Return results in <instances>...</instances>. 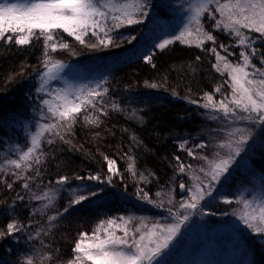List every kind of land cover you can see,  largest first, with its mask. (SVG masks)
Returning <instances> with one entry per match:
<instances>
[{
    "label": "trees",
    "instance_id": "1",
    "mask_svg": "<svg viewBox=\"0 0 264 264\" xmlns=\"http://www.w3.org/2000/svg\"><path fill=\"white\" fill-rule=\"evenodd\" d=\"M179 1L180 3H176V0H146V15L141 18L142 22L110 32L113 42L108 47L89 46L97 44L96 38L91 34L86 37L87 45H81L63 34L70 48L52 54L54 59L62 63H77L84 66L86 71L90 69L95 72L92 84L96 85L91 84L92 87L89 88H96L99 83L101 89L98 90L107 89L97 103V108H102L107 114L89 109L93 116H99L101 122L98 126L85 123L83 115L78 117L71 131L65 133L69 142L57 139L49 144L43 163L34 166L39 168L40 175L36 177L35 170H31L28 176L36 178L28 183L34 184H31L33 188L39 185L49 187L56 185L61 176L69 177L68 181L76 180V176L82 177V181H88L89 175L103 174V177H112L107 191L114 194L108 198L103 197L102 201L98 200L92 209V198L78 204L81 212L76 211L75 205H70L68 201L58 200L55 211L62 215L58 216L61 219L47 233L48 246H52V261L50 259L48 264H63L72 256L73 244L79 232L90 233L99 221L122 213L126 207L143 212L144 217L152 219L149 224L177 222L174 218L177 213L186 214L185 209L179 207L186 192L181 190L180 184L192 187L196 183L194 175L203 178L199 168L206 165L196 157H200L202 153L211 159L217 151L227 153V149L218 148V144L228 139L227 133L233 131L232 123L223 118L221 113L200 106L203 103V93H211L227 78L226 74L222 76L212 67L217 61L207 49L215 48L233 62H240L239 53L249 49L237 45L234 36L214 28L215 19L206 17H201L202 23L205 30L216 37L215 43L205 42L202 48H197L174 41L165 49L157 48L156 45L166 34L172 39L185 25L189 15L188 5L193 0ZM216 18H219L218 14ZM246 34L251 38L252 46L258 50L253 62L258 67H264L260 64V58L264 56V44L255 46L257 39L264 42V38L257 33ZM222 44L227 46V52L221 49ZM42 53V40L33 41L29 46L0 42L1 150L9 140L24 138L23 132L38 122L36 112L45 109L41 100L51 99L50 93L55 92L51 82L45 85L47 91H36L42 83L40 73L45 71L41 64ZM145 56L152 58L151 63L145 61ZM220 76L222 79H217ZM153 83L157 85L156 88L148 87ZM229 92L228 86L224 85V95ZM220 95L221 93H215L214 99H221ZM191 100L199 103H191ZM112 104H116L118 110H113ZM211 115L218 118L212 120ZM236 121V125L244 126L243 121ZM253 125L259 130L262 138L260 143H264V125ZM211 129L216 140L213 149L194 147V156L189 158L180 145L189 142L197 134L210 132ZM133 137L136 139L133 140ZM258 142L248 140L243 143L240 147L246 145L249 149L234 158L236 170L231 169L213 182L210 205L215 208L210 207L209 210L216 213L207 215L201 211L200 201L198 209L191 210L188 220H191V225H195L196 222H203L204 216L211 220L217 217L211 224L214 232H220L224 226L230 225L236 233L214 236V241L212 236L211 242L225 239L230 243V238L239 237L241 243L247 245L252 252L254 263L264 264V234L254 233L239 219L242 204L238 203L241 209H236L230 203H224L226 199L231 202L240 199L253 201L257 193L264 194V151H261L262 145ZM252 149L257 150L250 156L249 151ZM105 156L116 161L119 175L108 172ZM129 156L132 157L135 176L126 167V160L130 162ZM176 157L192 166L189 169L190 176L178 175ZM141 173L146 180L140 178ZM24 182L10 173L0 172V230H4L10 221H17L24 226L22 231L0 238V264H5L9 257L17 261L15 254L19 250L36 244L34 239H29L30 234L37 232L30 212L35 203L32 199L29 200L31 195L23 190ZM7 183H12L13 187L9 189ZM139 189L147 192L154 203L138 198ZM244 191L247 194L241 197ZM19 195L24 196V199H17ZM25 195H28V199H25ZM157 204L162 206L158 207ZM65 208L68 209L67 212H64ZM169 208L172 209L171 213ZM87 210L89 211L84 213ZM195 235L190 237L194 238ZM205 241L207 240L203 235L195 242L205 244ZM188 243L189 237L175 236L169 247L162 252L163 256L157 258V263L164 264L168 252L175 255L176 259H180L182 254L186 256L185 253L192 244Z\"/></svg>",
    "mask_w": 264,
    "mask_h": 264
},
{
    "label": "snow or ice",
    "instance_id": "2",
    "mask_svg": "<svg viewBox=\"0 0 264 264\" xmlns=\"http://www.w3.org/2000/svg\"><path fill=\"white\" fill-rule=\"evenodd\" d=\"M210 6H214L210 7ZM146 0H2L0 2V42L15 46H29L33 41H43L42 67L45 69L40 73L42 83L36 89L37 92L47 91L45 85L51 79H55L54 72L64 65L60 60L54 59L53 53L58 50H67L70 44L64 39L66 34L72 37L81 45H87L86 37L91 34L97 40V44L91 47H108L113 41L110 32L124 26L138 24L141 18L146 15ZM187 11V23L180 30L179 34L172 39H165L156 47L165 49L174 41L181 44L202 48L205 42H216V37L205 30L201 17L215 19L213 27L221 29L230 36L236 38V44L249 51L239 53L240 62H233L228 56L221 55L215 48H209L217 61L212 67L222 76L227 75L223 84L217 85L213 91L204 92L203 103L200 106L215 113H221L223 118L229 117L234 120H247L253 124L264 125V67H258L253 62V57L258 55V50L252 46V41L246 33H257L264 38V0H193L189 3ZM218 14L219 18H216ZM103 34V35H101ZM221 49L227 52L226 45H220ZM234 55V53H229ZM146 62L151 63V57H144ZM199 59V57H197ZM260 64L264 65V56L260 58ZM227 85L230 92L224 95L223 88ZM148 87L156 88V84H149ZM101 89L98 83L96 88H79L71 95L63 91H57L52 95V99H42L41 105L47 108L50 116H45L41 111V117L48 119L47 123L37 122L35 132L29 134L30 145L25 151L18 152V159H6L4 164L8 167H0V171L10 173L16 179H23L22 187L30 191L28 181L34 180L40 175L39 168L35 165L43 163L45 153L41 150L42 140L47 144L54 143V139H46L47 136L56 138L68 143L65 133L70 132L72 125L77 122V118L83 115L85 123L99 125V116H93L89 109H94L103 115L107 113L102 108H97L98 98H102L107 92L106 88ZM221 93V99L215 100L214 94ZM173 95H176L173 92ZM191 103H199L191 100ZM113 110H118L116 104L111 105ZM243 114V115H241ZM216 115H211L210 119L216 120ZM248 130L235 129L227 133L228 139L219 143L218 148L227 149L226 154L220 151L214 153L213 158L207 156L196 157L204 161L205 167H200L199 172L203 173V178L194 175L196 183L192 187L180 184V188L187 190L188 199L180 203L179 207L185 209L186 214L177 213L175 223H147L145 218L136 216H120L118 218H108L101 220L89 232L81 231L74 241L72 256L63 264H154L160 257L163 250L167 249L192 214L191 210H197L200 201L206 195H211L210 189L213 182L218 181L221 176L228 171L229 165L234 158L240 154L241 145L248 138ZM239 137V138H237ZM136 138L133 137V140ZM184 148V145H180ZM197 148H204L206 145H196ZM189 156H193L192 150H187ZM108 172L112 175H119L116 168V161L109 157H104ZM129 161L132 157H128ZM179 162V157H176ZM191 169V165H187ZM186 166L178 163V170L185 171ZM15 169L16 171H10ZM35 170L36 177L25 176L29 170ZM129 172L136 175L135 167L129 162ZM142 180L147 178L140 174ZM75 179L82 180L80 176ZM88 180L106 182L111 184L112 177L107 176L102 181L99 175H89ZM69 177L61 176L56 184L63 186L68 183ZM11 189L12 183H7ZM58 189H49L42 194L31 193V199L47 201L40 211L49 208ZM101 190L76 192L73 194L70 205H78L92 197H98ZM137 197L150 204L154 203L149 199V195L143 189L137 191ZM17 199L23 200L24 196L19 195ZM171 203V201H169ZM224 203H231L224 200ZM242 204L239 219L254 233L264 234V199L258 203L247 199L238 200ZM156 206L160 207L161 204ZM68 209L65 208L64 212ZM168 211L171 213L172 209ZM48 216V221H55L58 216ZM133 221H138L133 225ZM52 225H50L51 227ZM24 226L17 221H10L5 225L4 230H0V238L11 236L23 230ZM117 230L121 234H117ZM39 235V231L37 232ZM33 239V237H29ZM39 255V253L37 254ZM51 255L41 256L40 259L48 261ZM26 264H34L31 257H28Z\"/></svg>",
    "mask_w": 264,
    "mask_h": 264
},
{
    "label": "rangeland",
    "instance_id": "3",
    "mask_svg": "<svg viewBox=\"0 0 264 264\" xmlns=\"http://www.w3.org/2000/svg\"><path fill=\"white\" fill-rule=\"evenodd\" d=\"M183 1L185 0H181V2ZM186 1L188 2V0ZM0 2H2V0H0ZM11 2H16V0H11ZM178 2L180 3L179 0L178 1L176 0V3ZM186 23H187V18H186L185 24ZM160 27L164 28V26H162L161 24H160ZM165 39H170V36L166 34V36L160 40V43ZM260 43L264 44V42H262L260 39H257L255 46L256 47L259 46ZM62 64L64 66L58 71L53 73V75H55L56 78L48 81V82H51L52 83L51 85L55 87L54 89L55 92L63 90L67 92L71 97V95L75 92L76 89L84 88V87L89 88V86H91L92 81H93V76L95 74L94 71L90 69L86 71L84 66H81L77 63L66 62ZM217 79H222V77L221 76L217 77ZM92 85H96V84H92ZM219 97H221V95ZM43 112L45 113L46 117L50 116V114L47 113L46 107ZM36 114L38 115L39 123L49 122L48 119L41 117V112L37 111ZM228 120H230V122L232 123V127H231L232 130H235V129L248 130V133H247L248 138L246 141L253 140L256 142L259 141L258 143L262 142V138L259 135V130L256 128V126L253 125L252 122L247 121V120H241L244 122V126H238L236 125L237 121L234 120L233 118L229 117ZM36 128H37V122L34 123L32 128H28L27 130L23 132V136H24L23 139H19V137H16L12 140H9V142H7L3 150L0 149V167H8L7 165L4 164V161L6 159H18V152L25 151L27 146L30 145L29 134L31 132H35ZM67 133L68 132H66V134ZM45 136H46V139H54V142L55 140L59 139L58 137L53 138V137L47 136V134H45ZM214 137H215V133H213L212 129L210 132L208 131L200 135L197 134L196 137L192 138L189 142H184L183 143L184 148H181V149L186 152L189 158H193L194 155L189 156L187 153L188 152L187 150L190 149L194 153V147L197 148L196 145H200V144H204L206 145L207 148L212 150L213 146L216 144V140ZM260 144L262 145L261 151L263 152L264 143H260ZM48 146L49 144L46 143V140H42L41 150L45 153L43 160L46 157ZM248 149L249 148H247L246 145H243L240 153ZM256 150L257 149L250 150L249 155L251 156V154H253ZM200 156H203V154L201 153ZM234 160L229 165L228 171H230L231 169L236 170ZM178 163H183V162L179 160ZM128 164L129 162L126 160L127 169H128ZM183 164L186 166L184 172H180L178 170V164H177L176 168H177V172L179 173L178 175L179 176L185 175L186 177H188L190 176V170L185 163ZM10 171H16V170L10 169ZM28 172L31 173V170H29ZM28 172H25L24 175L28 176ZM98 175L102 176L103 174H98ZM101 178L103 181L105 177L102 176ZM31 184H30V191L28 189H25V192L27 191V193L30 195L31 193L42 194L44 191H47L49 189H58V191L56 193V197L52 205L43 211H40L39 209H42L43 205L46 204L47 201H38V200L32 199V201L35 203V206L31 207L30 212L32 213L34 223L37 226L36 231L37 232L39 231V235H37V232H36L35 234H30V236L33 237L34 242L36 244L31 247H25L24 250H19V252L15 254L18 260L17 261L11 260V258L9 257L7 258V261L5 262V264H26V260L28 257H31L33 259L34 264H48L50 259L45 262L41 260L40 257L46 256V255H51L52 257V246H48L47 233L49 232L52 226L58 223L61 217H57L55 221H51V222L48 221L47 217L51 215H56L58 213L57 211H55L56 205L59 203L58 200L63 199L69 202L73 194L76 192H83L86 194L88 191H94V190L99 189L101 190V194L98 197H92V202L90 203L91 205L90 209H92L96 205L98 200L102 201L103 197L108 198L109 196L114 194V193H109L107 191L108 183L92 181V180L82 181V180L76 179L73 181H68V183L63 186H60L57 184L51 185L49 187L45 185H39L38 187L36 186V188H33L32 185L34 184L32 185ZM245 194H247L246 191H244V193L241 194V197H243ZM30 197L31 196H29V200H31ZM188 197H189V193L186 190L185 196L183 197L184 198L183 201L188 199ZM217 198H220V196H217ZM25 199H28V195H25ZM261 199H264V194L257 193L253 201L258 203ZM240 200H243V199H240ZM201 203H202L200 207L201 211L205 212L207 215H214L216 213L214 211L209 210L210 207L215 208L210 205V195H206L205 198L201 200ZM230 204L232 205L233 208L241 209L238 206L237 201L231 202ZM74 209L78 212H81L82 210L79 205H75ZM88 211L89 210L85 211L84 213ZM142 214L143 212L135 211L132 207H126L122 210V213H116L111 218H118L120 216H124V217L136 216V217L145 218V221L147 223L151 222L152 219L149 220V217H144ZM216 218L214 220H211L209 219V217L204 216V219L202 220L203 222H196L195 225H191L192 224L191 220H187L184 224H182V227L180 228V231L177 233L176 237H180V238L189 237L188 244L190 243L192 244L190 245V248L186 251L185 253L186 256L182 254V257L180 259H176L175 255H171L170 252H168L166 254L164 264H255L252 252L250 251L247 245L241 243V241L239 240L240 239L239 237L230 238V243L226 242L225 239L219 240V242H211L212 236H213V241H214V236H219L224 233H226L227 235V233L229 232H230L229 234H233V235L234 233H236L233 231V228L230 225L227 227L224 226L223 229L219 228L220 232L219 231L214 232V229H211V224L216 220ZM132 223L133 225H135L136 223H138V221H133ZM164 223L167 224L170 222H164ZM50 225L52 226L50 227ZM117 234H121L119 230H117ZM194 234H196L195 237L191 238L190 236ZM203 235H204V239L207 240L205 241V244H202L201 242L196 243L195 241L200 240ZM221 243H223V245H221ZM164 251L165 250H163V252ZM38 253L39 255H37ZM51 261H52V258H51ZM154 264H158L157 261L154 262Z\"/></svg>",
    "mask_w": 264,
    "mask_h": 264
},
{
    "label": "bare ground",
    "instance_id": "4",
    "mask_svg": "<svg viewBox=\"0 0 264 264\" xmlns=\"http://www.w3.org/2000/svg\"><path fill=\"white\" fill-rule=\"evenodd\" d=\"M198 252V251H197Z\"/></svg>",
    "mask_w": 264,
    "mask_h": 264
},
{
    "label": "water",
    "instance_id": "5",
    "mask_svg": "<svg viewBox=\"0 0 264 264\" xmlns=\"http://www.w3.org/2000/svg\"><path fill=\"white\" fill-rule=\"evenodd\" d=\"M182 190V189H181Z\"/></svg>",
    "mask_w": 264,
    "mask_h": 264
}]
</instances>
